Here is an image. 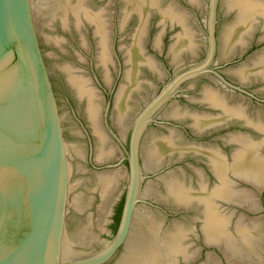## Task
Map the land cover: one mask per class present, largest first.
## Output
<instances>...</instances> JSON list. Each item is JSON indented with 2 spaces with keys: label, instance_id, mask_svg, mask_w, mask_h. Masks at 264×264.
Here are the masks:
<instances>
[{
  "label": "water",
  "instance_id": "water-1",
  "mask_svg": "<svg viewBox=\"0 0 264 264\" xmlns=\"http://www.w3.org/2000/svg\"><path fill=\"white\" fill-rule=\"evenodd\" d=\"M0 264H264V0H0Z\"/></svg>",
  "mask_w": 264,
  "mask_h": 264
},
{
  "label": "trees",
  "instance_id": "trees-1",
  "mask_svg": "<svg viewBox=\"0 0 264 264\" xmlns=\"http://www.w3.org/2000/svg\"><path fill=\"white\" fill-rule=\"evenodd\" d=\"M122 208H123V201L118 205L116 209V215H115V221H114V233L117 232V228H118L121 213H122Z\"/></svg>",
  "mask_w": 264,
  "mask_h": 264
},
{
  "label": "flooded vegetation",
  "instance_id": "flooded-vegetation-1",
  "mask_svg": "<svg viewBox=\"0 0 264 264\" xmlns=\"http://www.w3.org/2000/svg\"><path fill=\"white\" fill-rule=\"evenodd\" d=\"M94 27V26H93ZM94 38L97 40L96 41V46L98 47V38H96L95 36H94ZM96 47V48H97ZM100 51H99V47H98V53H99ZM106 103H107V107H108V109H113V101L111 100V101H106ZM108 103H109V106H108Z\"/></svg>",
  "mask_w": 264,
  "mask_h": 264
}]
</instances>
